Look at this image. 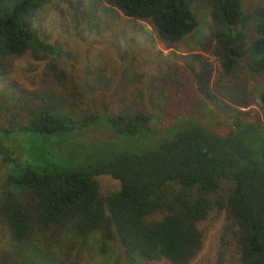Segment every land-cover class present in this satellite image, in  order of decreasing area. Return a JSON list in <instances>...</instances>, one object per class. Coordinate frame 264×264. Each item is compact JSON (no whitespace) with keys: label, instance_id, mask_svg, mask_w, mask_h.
<instances>
[{"label":"trees","instance_id":"1","mask_svg":"<svg viewBox=\"0 0 264 264\" xmlns=\"http://www.w3.org/2000/svg\"><path fill=\"white\" fill-rule=\"evenodd\" d=\"M210 2L217 27L201 51L219 62L218 79L234 80L246 61L249 72L264 83V4L246 13L241 0ZM60 6L76 22L110 13V18L121 14L145 23L167 49L198 27L192 0H0V77L8 76L14 57L60 53L40 38L34 22L37 13ZM192 58L196 67L186 61L154 75L148 93L135 86L141 74L123 72L122 83L91 113L67 110L51 95L28 108V121L15 126L21 132L67 135L97 124L119 144L114 143L108 161H76L59 170L47 163L43 168L20 163L0 146L10 170L0 193L5 239L0 264H40L37 235L42 245L63 246L61 261L80 264L96 233L101 242L117 239L125 252L150 262L190 264L203 245L199 224L221 213L226 222L221 246L233 247L235 264H264V138L245 123L235 122V131L222 137L200 122L206 101L219 108L218 95L242 108L250 98L245 87L212 83L210 62L200 55ZM258 102L264 109V85ZM166 119L173 120L170 128L155 127ZM119 146L125 149L116 150ZM99 176L117 181L119 189L102 195L95 181ZM67 231L72 237L62 245Z\"/></svg>","mask_w":264,"mask_h":264},{"label":"rangeland","instance_id":"2","mask_svg":"<svg viewBox=\"0 0 264 264\" xmlns=\"http://www.w3.org/2000/svg\"><path fill=\"white\" fill-rule=\"evenodd\" d=\"M241 2L246 13H252L255 7L264 4V0ZM192 9L198 22L197 30L172 49H167L147 24L129 20L121 14L114 19L112 16L110 18V13H102L97 19L86 23L72 21L62 6L37 13L34 22L40 38L58 48L60 53L35 56L28 52L9 60L10 73L7 77H0V146H6L20 163L27 160L39 168L47 163L52 166L50 170L53 167L56 170L69 167L76 161L85 164L88 159L108 161L112 157L114 143L119 142L115 139L113 143L115 136L102 125L93 124L71 134L52 136L21 132L15 126L28 121V108L40 104L44 96L59 98L65 109L78 114L91 113L101 106L103 96L112 93L117 84L122 83L123 72L126 75L132 71L141 74L135 86L148 93L153 76L164 71L166 66L183 67L186 61H191L196 67L197 61L192 58L194 55H200L210 62L212 83L227 85L232 90L233 86L237 89L238 86L245 87L250 98L248 107L242 108L218 95L219 108L206 101L200 122L222 137L235 131V122L245 123L243 126L258 129L264 138V109L258 102L264 85L262 78L251 74L245 61L234 75V80L223 76L220 81L218 78L222 73L219 62L214 56L201 51V43L207 41L211 31L217 27L211 18V2L192 0ZM248 33L253 37L251 28ZM172 122L171 119L157 121L155 127L166 130ZM11 127L14 128L8 130ZM246 138L251 140L249 134ZM252 147L259 149L254 145ZM119 148L125 149L119 146L116 150ZM9 175L10 170L0 157V193ZM95 181L102 195L119 189V183L110 177L99 176ZM225 223V216L221 213L199 224V229L204 233L203 245L190 264H235L233 247L229 245L224 249L221 246L220 237ZM2 230L0 225V240ZM70 233L67 231L62 237V245H66L72 237ZM42 241L37 235L34 242L40 264H67L65 260L61 261L63 246L49 247L42 245ZM89 242L90 253L81 254L80 264H169L166 261L150 262L128 254L117 239L103 243L98 233L92 235ZM4 244L5 239H2L0 246ZM71 254L76 257L77 250Z\"/></svg>","mask_w":264,"mask_h":264}]
</instances>
